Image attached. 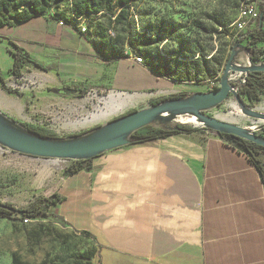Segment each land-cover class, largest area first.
<instances>
[{
  "label": "crops",
  "instance_id": "1",
  "mask_svg": "<svg viewBox=\"0 0 264 264\" xmlns=\"http://www.w3.org/2000/svg\"><path fill=\"white\" fill-rule=\"evenodd\" d=\"M7 28L8 39L52 68L32 71L30 91L41 83L48 94L108 89L133 93L125 94L132 104L146 91L161 94L151 103L186 94L175 91L186 84L156 75L131 53L106 63L88 38L46 16ZM260 158L264 164V152ZM91 166L63 174L54 190L63 200L51 214L90 235L95 264H264V178L232 140L198 129L105 152Z\"/></svg>",
  "mask_w": 264,
  "mask_h": 264
},
{
  "label": "rangeland",
  "instance_id": "2",
  "mask_svg": "<svg viewBox=\"0 0 264 264\" xmlns=\"http://www.w3.org/2000/svg\"><path fill=\"white\" fill-rule=\"evenodd\" d=\"M238 2L239 0L136 1L131 7L130 17L133 30L130 41L135 43L136 49L134 55L138 56L145 49L157 48L160 54L167 57L174 49L181 47L185 52L194 43H197L202 50L204 59L198 67V80L195 83L187 84L188 87L177 85L175 91L183 89L181 91L189 95L209 92L207 86L210 81H216L220 86L232 48L238 42L235 39V36H238L237 32L224 30V27L236 19ZM56 10V8L49 9L45 16L51 18ZM59 10H66L71 15V1L63 4ZM108 18V13L103 16H90L83 18L79 25L90 29L89 37L100 45L107 40L106 32L104 31L105 36H103L102 30L112 28L108 24ZM37 21L36 18L35 22ZM220 23H223L224 26H221ZM149 28H159L162 31L171 28L173 33L168 38H162L161 35V39L151 48H138L136 45L139 44L142 36L153 38ZM114 30L118 33L120 27ZM247 32L248 30L245 33ZM10 33L9 28H0V38L3 39L0 42V70L5 77L7 86L18 93H8L0 86V113L20 129L26 130V125L43 127L54 132L57 135L56 139L67 141L87 136L117 116L129 111L149 108L151 101L158 99L161 95L147 91L137 93L146 94L149 97L144 101L139 100L132 104L135 98L125 94L133 93H120L108 89L89 90L83 98L56 96L53 94L54 91L52 94L45 93L44 83L30 91L31 87L29 88L28 85L29 80L33 77L32 71L41 70L36 67L29 70L24 69L23 76L19 79L9 74V70L13 66V56L10 53L7 40ZM241 46H250V43L245 41ZM259 46L257 44L258 48H260ZM125 51L129 52V49L126 48ZM245 54L243 49H237L236 64L247 65ZM143 58L147 61L146 57ZM206 69L208 73L205 72ZM208 74L211 75L208 76ZM181 91L177 90L176 92L178 94ZM113 94L115 96L122 94L128 99L130 106L94 123L79 124V121H83L92 113L97 112V106L104 105L100 99H106ZM43 97L46 98L41 100ZM240 99L243 106L264 114V94L260 101H250L246 96ZM206 114L264 134V120L258 122L248 116L242 110V106L235 96H230L226 102L207 111ZM187 125L196 126L194 124ZM71 164L72 161L22 155L0 146V202L11 204L19 210L28 208L39 196H50L54 193L56 185ZM34 231L47 234L38 245H35L32 240ZM92 249H96L94 241L89 237L74 233L53 217L41 220L22 218L21 216L14 219L0 218V264H12L14 253H18L24 260L33 263H38L49 256L50 259L56 260V264H60L75 255Z\"/></svg>",
  "mask_w": 264,
  "mask_h": 264
},
{
  "label": "trees",
  "instance_id": "3",
  "mask_svg": "<svg viewBox=\"0 0 264 264\" xmlns=\"http://www.w3.org/2000/svg\"><path fill=\"white\" fill-rule=\"evenodd\" d=\"M69 1L72 3L71 15L66 10H59L63 4ZM136 1L138 0H0V28L6 26L14 27L24 24L35 17L45 16L49 9L56 8L57 10L51 19L58 23H63L64 25L77 30L81 34L79 22L83 18L98 15L103 16L108 13V24L112 26V28L108 30H102L103 36H105V32L107 36V40L104 41L103 44L100 43V45H98L89 37L91 33L90 29L87 27L85 33V37L88 38V40L98 50L101 56L105 58L106 63L111 64L114 60L128 58L129 54L131 53L133 57H140L143 60V57H146L147 61L144 60V64L148 65L158 76L172 79L177 84L187 85L197 82L199 75L198 67L201 61H204L202 57V50L197 43H194L185 52H183L181 47L174 49L170 52V54H168L167 57L160 54V51H158L157 48L145 49V51H141L138 56L134 55V51L136 49L135 43L130 41V37L132 36L133 32L130 17L131 7ZM240 1L241 0L238 2L237 13L240 7ZM259 10L260 14L264 13V0H260ZM231 24L224 27V30L228 32H235L229 28ZM220 25L224 26L223 23H220ZM119 27L120 30L118 33L115 32L114 29ZM149 30L151 31L153 38L142 36L139 44L136 45L138 48H151L161 39V35L162 38H168L171 36L170 34L173 33L171 28L167 29V31H162L159 28H149ZM109 31H113L115 33V37L110 36ZM235 39L239 42V44L249 41L250 46H247L246 48L248 50V58L251 63H264V48L257 47L258 43L264 44V21L261 29L259 28L258 20V23L254 28L248 30V32L245 34L238 33V36H235ZM2 40L3 39L0 38V42H2ZM7 40L8 44L11 46L10 53L13 56V66L9 70V74H12V76H14L16 79H19L23 76V70L29 65H33L46 72L52 69L51 67L45 66L32 58L26 50L15 44L12 40ZM126 48L129 49V52L125 51ZM205 72L208 73L207 69ZM210 75L211 74H208V76ZM0 86L8 93H18L7 86L5 77L3 76L1 70ZM208 91L211 90L208 89ZM54 92L62 96L83 98L89 92V88L69 86L63 90ZM262 94H264V72H252L248 74L246 77V82L239 87V96H246L250 101H260ZM185 96L186 94H180L169 99L162 98L152 102L151 106L160 104L170 99H182ZM136 111L137 110H132L124 115ZM26 126V131L36 136L54 140L57 138V135L54 132L46 128L34 125ZM198 129L201 128H197L192 125H184L179 122H171L166 124L156 123L135 131L130 135L129 141L130 144L142 143L168 137L178 133H191ZM222 136L232 140L237 144L238 147L246 152L264 178V164L260 158V153L264 152V148L244 139L235 138L225 134ZM91 168V160L72 161L70 168L67 169L64 174L67 176L83 170H91ZM62 200V197L56 193H53L50 196H39L28 208L21 210L24 212L23 215L16 211H11V208H14L11 204L4 203L6 206L5 208L2 207L1 204L3 203L0 202V218L14 219L19 216L22 218L35 220L52 217L54 218V216L51 214V209L55 205L61 203ZM81 235L90 238V235L87 233H82ZM45 236H47L45 232L34 231L32 240L35 245H38ZM96 255L97 250L92 249L75 255L70 260L60 264H95ZM12 264H56V260L50 259L49 256H46L42 261L33 263L24 260L18 253H14L12 257Z\"/></svg>",
  "mask_w": 264,
  "mask_h": 264
},
{
  "label": "water",
  "instance_id": "4",
  "mask_svg": "<svg viewBox=\"0 0 264 264\" xmlns=\"http://www.w3.org/2000/svg\"><path fill=\"white\" fill-rule=\"evenodd\" d=\"M263 21L264 13H261L259 16L260 29ZM238 48L243 49L248 55L247 48L242 47L239 42L234 45L218 89L207 93L192 94L182 99H170L143 110L117 116L87 136L67 141L42 138L20 129L0 113V146L34 158L65 161L91 160L105 152L130 145V135L145 126L178 122L180 117L194 116L202 122V125L198 127L220 135L225 134L244 139L264 148V137L258 135L255 130L243 128L233 122L206 114L207 111L226 102L230 96H235L248 116L258 122L264 119V114L242 105L239 87L244 83L242 81L233 83L230 79L231 74L234 73L247 77L252 72H264V63L253 64L249 61L247 65L236 64ZM236 84L239 86H237L238 90L234 88ZM1 205L6 208L4 204ZM11 211L24 214L15 207L11 208Z\"/></svg>",
  "mask_w": 264,
  "mask_h": 264
},
{
  "label": "built area",
  "instance_id": "5",
  "mask_svg": "<svg viewBox=\"0 0 264 264\" xmlns=\"http://www.w3.org/2000/svg\"><path fill=\"white\" fill-rule=\"evenodd\" d=\"M259 2L260 0H241L240 1V7L238 9V13L236 16V19L234 22L229 26L231 30L237 32V33H245L246 30L254 28L259 20L260 16V10H259ZM60 25H64L63 23H60ZM87 28L81 27V34L85 36ZM110 36L115 37V33L113 31H109ZM133 60L137 64H144V60L140 57H133ZM245 75L243 74H231L230 79L233 83L237 81H242L245 83ZM219 86V83H216V81H210L208 83L207 88L209 90H215V88ZM238 85H235V90H238ZM178 122L184 125L191 124L188 123V120L186 117H180L178 119ZM197 128L204 129L203 127L194 126ZM207 130V129H206Z\"/></svg>",
  "mask_w": 264,
  "mask_h": 264
},
{
  "label": "bare ground",
  "instance_id": "6",
  "mask_svg": "<svg viewBox=\"0 0 264 264\" xmlns=\"http://www.w3.org/2000/svg\"><path fill=\"white\" fill-rule=\"evenodd\" d=\"M100 100L104 102V105L97 106V112L92 113L90 117H86L83 121H79V124L86 125L94 123L108 116L115 115L125 109L127 106H130L128 99L126 97H123V95L115 96L113 94L106 99L102 98ZM186 118L188 120V123L194 124L196 126L202 125V122L197 117L190 116Z\"/></svg>",
  "mask_w": 264,
  "mask_h": 264
},
{
  "label": "flooded vegetation",
  "instance_id": "7",
  "mask_svg": "<svg viewBox=\"0 0 264 264\" xmlns=\"http://www.w3.org/2000/svg\"><path fill=\"white\" fill-rule=\"evenodd\" d=\"M258 135H260V136H263V134H261V133H257ZM264 137V136H263Z\"/></svg>",
  "mask_w": 264,
  "mask_h": 264
}]
</instances>
